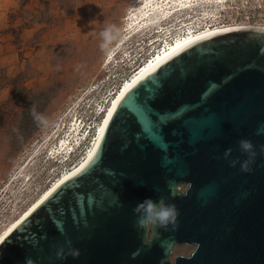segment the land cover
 I'll return each instance as SVG.
<instances>
[{
	"label": "water",
	"instance_id": "water-1",
	"mask_svg": "<svg viewBox=\"0 0 264 264\" xmlns=\"http://www.w3.org/2000/svg\"><path fill=\"white\" fill-rule=\"evenodd\" d=\"M258 129L264 25L221 26L180 43L116 99L86 161L3 235L0 264H264V154L251 173L230 165L247 158L242 138L259 153ZM170 183L187 187L172 197ZM160 196L177 205L179 228L146 232L133 208ZM183 243L196 248L171 260ZM61 247L80 256L58 258Z\"/></svg>",
	"mask_w": 264,
	"mask_h": 264
},
{
	"label": "rangeland",
	"instance_id": "rangeland-1",
	"mask_svg": "<svg viewBox=\"0 0 264 264\" xmlns=\"http://www.w3.org/2000/svg\"><path fill=\"white\" fill-rule=\"evenodd\" d=\"M249 1L239 8L223 12L220 27L264 25V0ZM133 3L134 0H0V103L6 104V114L0 127V233L51 185L46 178L50 172H47L43 178L34 181L31 191L26 193L25 189L21 192L22 180H16L7 187L23 162L30 161L47 137L65 125L68 119L63 121L64 113L83 96L87 87L99 83L101 92L111 94L104 99L106 103L97 101V106L101 104L99 110H104L109 98L130 74L131 69L126 62L106 66L109 51L100 49L99 33L110 24L120 30L121 37ZM136 47H131V51L137 50ZM142 48L145 52L147 46ZM122 57L118 55L117 60ZM33 103L47 123L24 133L19 124L25 116L33 117ZM71 119L68 125H71ZM100 119L101 116L97 118L98 121ZM91 133L95 135V130ZM88 139L86 146L83 145L69 163L86 151L92 141ZM56 141L57 138L51 142L49 150L56 146ZM40 160L42 158L33 161L35 167L41 165ZM61 169L62 165L56 174ZM56 177L53 174L52 179ZM194 248V245L178 246L172 257L189 253Z\"/></svg>",
	"mask_w": 264,
	"mask_h": 264
},
{
	"label": "bare ground",
	"instance_id": "bare-ground-1",
	"mask_svg": "<svg viewBox=\"0 0 264 264\" xmlns=\"http://www.w3.org/2000/svg\"><path fill=\"white\" fill-rule=\"evenodd\" d=\"M246 3H250V1L134 0V3L129 7V11L127 13V15L130 16L127 19L128 22L126 27H124L125 33L111 47V50L108 52L105 59L106 66H111L113 63L119 65L120 62H126L127 67L131 69L130 74L123 79V82L119 88H116L117 90L114 92V95L110 98L108 97V105H106L104 110L98 109L99 106H97V101L99 103L105 102L106 100L104 99H106L107 95L109 96L111 94H108V91L101 92V84L99 83L95 86L87 87V90L84 91L83 96L74 102L72 106L64 113L63 121L66 119L69 120L73 116V121H70L71 125L69 124V126L67 124V122L69 123L67 120L63 126L64 128L61 126V128L57 130L56 134H48L51 136L47 137L48 141L46 140L44 145L41 148L39 147L40 149H34L35 154L33 153L34 155L30 161L23 162L20 168L12 176L10 182H8L7 187H9L12 182L16 180H22L21 192L25 189L26 193L29 190L31 191L33 182L39 178H43L47 172H50L47 174L46 178L47 181L50 180L51 185L47 190L35 198L27 210L23 211L19 217L11 221L2 230L0 233V239L58 182H60L69 173L77 169L86 161L98 142L102 127L112 105L125 90V88L139 74L153 65L168 51L180 43L196 35L220 27L219 24L222 22L220 17L222 16L223 12L239 8L241 5H246ZM193 23H199L200 25H194ZM174 28L178 29L175 31ZM179 29L183 31L180 32L178 31ZM169 35H171V38H168ZM134 39H136V41H134ZM158 43L160 44L159 46L157 45ZM143 45L147 46L145 52L142 48ZM134 46H137V50L131 51V47L134 48ZM152 48L154 49L152 50ZM150 49L152 51L148 52ZM145 53L147 54L145 55ZM118 55H123L122 59L117 60ZM94 95H97L98 97H94ZM99 116H101L100 121L97 120ZM91 118L94 120V122H96V128L87 127L88 130H90L87 132V129H85V126H83V120L86 121L87 119ZM93 129L95 130V136L90 137L89 133H91ZM89 137L92 141L90 144H88V147H86V151L82 152L80 157L75 158L73 161H71V163H69L68 161L82 149V141L84 140V142H88ZM56 138L57 141L60 138L58 141V147L53 146L54 148L49 150L51 142H53ZM70 151H73L72 155L69 153ZM36 158H42V160H40L41 165H38L37 167H35L33 162ZM61 165L63 169H61L59 174H56L55 171L61 168ZM29 171L32 174H29ZM53 174L58 177L52 179Z\"/></svg>",
	"mask_w": 264,
	"mask_h": 264
},
{
	"label": "clouds",
	"instance_id": "clouds-1",
	"mask_svg": "<svg viewBox=\"0 0 264 264\" xmlns=\"http://www.w3.org/2000/svg\"><path fill=\"white\" fill-rule=\"evenodd\" d=\"M101 37L100 49L103 51H110L111 45L120 38V30L115 25L107 24L99 33ZM31 114L34 121L38 126L46 125V118L37 112L36 105L33 103L31 106ZM264 132V129H258L257 134ZM238 146L242 154H246L247 158L243 161L239 157L232 159L230 165L235 167L240 164V171L251 173L254 171L253 165L256 163V158L259 154H264V144L259 145V153L256 150V145L251 139L242 138L238 141ZM233 152L232 148H228L224 152L225 159H228ZM170 195L172 197L181 196L183 189L178 185L169 184ZM157 191H159L157 189ZM133 212L137 214L136 226L147 230L149 227L163 228L168 230H176L179 228L180 211L175 203L166 202L164 196H160L158 200L149 197L145 198L142 202H139L134 208ZM71 242L69 241V244ZM72 257H79L80 250L72 247H68L65 251L64 247H61L57 252L58 258H64L65 255ZM26 264H34V261L28 259Z\"/></svg>",
	"mask_w": 264,
	"mask_h": 264
},
{
	"label": "trees",
	"instance_id": "trees-1",
	"mask_svg": "<svg viewBox=\"0 0 264 264\" xmlns=\"http://www.w3.org/2000/svg\"><path fill=\"white\" fill-rule=\"evenodd\" d=\"M5 107H6V104L0 103V127H1L3 119H4V115L6 114ZM37 127H38V125L34 121L33 117H31V115L25 116V118H23L19 124V128H21L20 130H23L24 133H30L31 131H33Z\"/></svg>",
	"mask_w": 264,
	"mask_h": 264
},
{
	"label": "flooded vegetation",
	"instance_id": "flooded-vegetation-1",
	"mask_svg": "<svg viewBox=\"0 0 264 264\" xmlns=\"http://www.w3.org/2000/svg\"><path fill=\"white\" fill-rule=\"evenodd\" d=\"M185 185H186V187H187V184H182L181 185V187H182V189H183V191H185V189H186V187H185ZM194 245L195 246V248H196V245L195 244H190V243H183V244H176V245H174V247H173V251H172V253H171V256H170V258H171V260H174L175 258H176V256L177 255H191L192 254V252L195 250V248H194V250L193 251H191V252H189V253H181V254H176L174 257H172L173 256V252L175 251V248H177L178 246H181V245Z\"/></svg>",
	"mask_w": 264,
	"mask_h": 264
}]
</instances>
